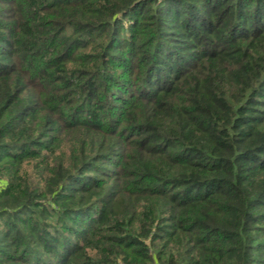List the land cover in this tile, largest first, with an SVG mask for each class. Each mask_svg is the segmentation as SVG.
<instances>
[{
	"label": "trees",
	"instance_id": "1",
	"mask_svg": "<svg viewBox=\"0 0 264 264\" xmlns=\"http://www.w3.org/2000/svg\"><path fill=\"white\" fill-rule=\"evenodd\" d=\"M0 264H264V0H0Z\"/></svg>",
	"mask_w": 264,
	"mask_h": 264
}]
</instances>
